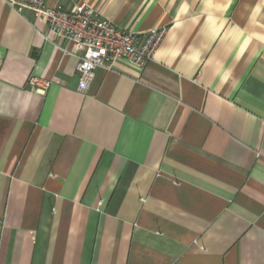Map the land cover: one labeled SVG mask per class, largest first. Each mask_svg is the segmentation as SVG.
Listing matches in <instances>:
<instances>
[{
  "label": "crops",
  "instance_id": "crops-1",
  "mask_svg": "<svg viewBox=\"0 0 264 264\" xmlns=\"http://www.w3.org/2000/svg\"><path fill=\"white\" fill-rule=\"evenodd\" d=\"M46 4L165 33L81 91L0 0V264H264V0Z\"/></svg>",
  "mask_w": 264,
  "mask_h": 264
},
{
  "label": "built area",
  "instance_id": "built-area-1",
  "mask_svg": "<svg viewBox=\"0 0 264 264\" xmlns=\"http://www.w3.org/2000/svg\"><path fill=\"white\" fill-rule=\"evenodd\" d=\"M3 1L20 15L29 12L35 18L44 19L47 25L46 39H64L71 44L70 49L56 46L64 54L77 56L75 68L78 89L81 91L92 82L98 68L110 71L115 69L117 63L123 62L142 69L152 58L165 33V27H157L140 35L118 27L109 19L98 17L94 9L85 4L67 10L60 5L48 6L46 0ZM50 82L38 76H30L27 80L29 88L38 93H43Z\"/></svg>",
  "mask_w": 264,
  "mask_h": 264
}]
</instances>
